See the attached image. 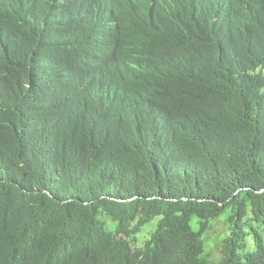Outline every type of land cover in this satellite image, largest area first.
I'll return each instance as SVG.
<instances>
[{
    "label": "trees",
    "instance_id": "1",
    "mask_svg": "<svg viewBox=\"0 0 264 264\" xmlns=\"http://www.w3.org/2000/svg\"><path fill=\"white\" fill-rule=\"evenodd\" d=\"M0 264H264V0H0Z\"/></svg>",
    "mask_w": 264,
    "mask_h": 264
},
{
    "label": "rangeland",
    "instance_id": "2",
    "mask_svg": "<svg viewBox=\"0 0 264 264\" xmlns=\"http://www.w3.org/2000/svg\"><path fill=\"white\" fill-rule=\"evenodd\" d=\"M226 230L225 221L220 220L215 223L214 229L207 235L208 254L217 255L219 253V246L223 241Z\"/></svg>",
    "mask_w": 264,
    "mask_h": 264
}]
</instances>
